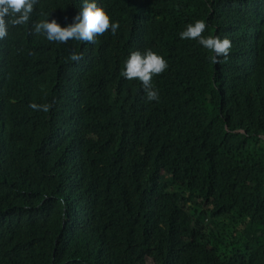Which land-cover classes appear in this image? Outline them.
Returning a JSON list of instances; mask_svg holds the SVG:
<instances>
[{
    "label": "trees",
    "instance_id": "obj_1",
    "mask_svg": "<svg viewBox=\"0 0 264 264\" xmlns=\"http://www.w3.org/2000/svg\"><path fill=\"white\" fill-rule=\"evenodd\" d=\"M95 2L115 35L49 42L83 0H39L0 41V264H264V0ZM148 49L158 102L120 74Z\"/></svg>",
    "mask_w": 264,
    "mask_h": 264
},
{
    "label": "clouds",
    "instance_id": "obj_2",
    "mask_svg": "<svg viewBox=\"0 0 264 264\" xmlns=\"http://www.w3.org/2000/svg\"><path fill=\"white\" fill-rule=\"evenodd\" d=\"M39 0H0V41L8 36L9 26L17 27L29 22L35 5ZM119 22L113 23L107 11L98 6L95 0H83L82 10L74 18V22L62 27L56 19L49 18L34 22L32 30L36 35H43L49 42L67 44L71 41L95 43L96 37L104 35L109 30L113 35L117 33ZM204 20H196L189 23L180 33L181 39L197 40L200 45L214 55L210 56L213 63H221V57L225 60L229 57L232 42L228 38L203 33L207 29ZM84 58L83 53L73 52L69 59L79 63ZM168 68L163 56L151 49L141 53L133 51L124 61L121 76L128 80H139L145 91L148 101H159V92L152 86L153 76L162 74ZM29 107L34 111L47 113L50 105L30 103Z\"/></svg>",
    "mask_w": 264,
    "mask_h": 264
}]
</instances>
